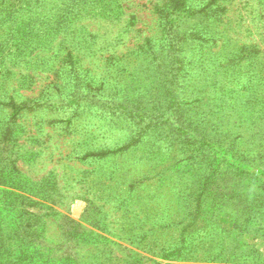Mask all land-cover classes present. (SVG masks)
Returning <instances> with one entry per match:
<instances>
[{"label":"rangeland","instance_id":"1","mask_svg":"<svg viewBox=\"0 0 264 264\" xmlns=\"http://www.w3.org/2000/svg\"><path fill=\"white\" fill-rule=\"evenodd\" d=\"M0 264H264V0H0Z\"/></svg>","mask_w":264,"mask_h":264}]
</instances>
